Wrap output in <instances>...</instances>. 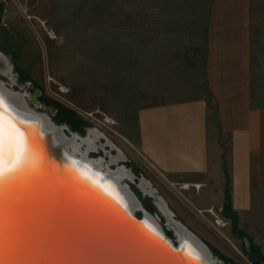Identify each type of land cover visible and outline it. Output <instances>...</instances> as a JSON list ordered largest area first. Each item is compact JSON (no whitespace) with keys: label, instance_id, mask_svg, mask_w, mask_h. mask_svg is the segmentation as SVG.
Returning <instances> with one entry per match:
<instances>
[{"label":"rangeland","instance_id":"rangeland-1","mask_svg":"<svg viewBox=\"0 0 264 264\" xmlns=\"http://www.w3.org/2000/svg\"><path fill=\"white\" fill-rule=\"evenodd\" d=\"M218 1L0 0V53L6 55L14 69L13 76L0 74L1 82L23 94L32 108L48 115L60 127L70 124L73 133L81 138L95 130L100 146H113L123 159L126 156L127 161L120 167L133 168L137 179L132 184L127 180L125 183L144 210L161 218L171 237L174 231L164 225L166 221L154 196L146 195L139 184L141 180L149 182L155 195L168 201L174 214L179 190L186 189L168 182L139 154L138 115L142 108L166 101L201 94L212 99L206 77L209 50L204 47L203 34L197 33L192 23L205 32L209 21L206 13ZM248 9L251 83L258 100L264 99V0H249ZM162 10L173 16H161ZM147 26H153L152 39H146ZM162 26L168 28V35L161 33ZM47 29L54 30L55 38L49 37ZM41 90L48 106L59 108L55 118L45 104L39 106L33 101V94ZM66 110H72L78 121L70 122ZM212 119L210 126L217 136L215 116ZM104 148L105 152L109 150ZM90 156L97 158L103 153L92 152ZM208 209L222 214L227 225L218 230ZM208 209L194 211L206 220L212 233L203 241L213 257L225 264H250L252 258L232 233L229 219L233 216L213 207ZM237 226L262 249L264 264V189L254 190L252 207L238 218Z\"/></svg>","mask_w":264,"mask_h":264},{"label":"crops","instance_id":"crops-1","mask_svg":"<svg viewBox=\"0 0 264 264\" xmlns=\"http://www.w3.org/2000/svg\"><path fill=\"white\" fill-rule=\"evenodd\" d=\"M248 1L216 2L206 13L205 32L192 23L209 50L212 99L201 94L166 101L138 115L137 149L149 167L174 185L201 184L179 190L174 206L180 222L202 240L212 233L194 210L221 211L229 201L240 220L252 207L254 190L264 189V99L254 97L251 83ZM147 27L146 39H152L153 26ZM160 31L168 35L169 30L162 26ZM214 116L217 136L210 126ZM229 220L233 228L234 219Z\"/></svg>","mask_w":264,"mask_h":264},{"label":"water","instance_id":"water-1","mask_svg":"<svg viewBox=\"0 0 264 264\" xmlns=\"http://www.w3.org/2000/svg\"><path fill=\"white\" fill-rule=\"evenodd\" d=\"M9 90L0 83V95L10 96ZM22 104L25 108L22 117L37 125L35 129L32 128L35 144L53 168H67L65 166L69 163L68 158L77 161L80 166L85 165L80 152L71 156L61 141L53 145L52 136L43 134L41 125L44 113L32 108L26 100ZM10 105L13 106V103ZM53 123L57 128L60 127ZM60 128L65 135L62 137L69 138L63 128ZM104 170L107 172V169H103V172ZM116 188L120 189V193H125L119 184ZM70 189L67 180L58 193H52L40 201L33 213L26 218L25 228L35 247L34 251L23 257L27 264H196L194 259H188L182 254L181 249L185 248L193 258L199 257L200 264H225L219 258L213 257L209 246L175 219L174 213L173 218L182 225L181 232L186 236L184 241L178 238L177 229L169 225L167 216V229L174 231L173 237L164 229L161 218L144 210L142 206L143 212L139 216L140 208L133 209L129 206L125 210L119 204L112 205L105 199L102 203L99 200L101 198L90 190L84 191L81 199ZM130 191L138 200L135 193L131 189ZM123 201L125 202V199ZM115 205L119 206V209ZM147 222L153 224L162 240L145 230L143 225ZM232 233L242 241L244 251L252 258L254 264H261L262 249L254 244L249 233L238 229V226H233ZM190 244L200 246L206 252L200 254L190 250Z\"/></svg>","mask_w":264,"mask_h":264},{"label":"snow or ice","instance_id":"snow-or-ice-1","mask_svg":"<svg viewBox=\"0 0 264 264\" xmlns=\"http://www.w3.org/2000/svg\"><path fill=\"white\" fill-rule=\"evenodd\" d=\"M32 128L0 96V264H27L23 257L35 247L25 220L40 201L58 193L68 179L127 210L114 187L99 174H92L87 165L80 166L68 158L67 168H53L38 150ZM143 226L163 239L151 225ZM181 252L200 264L199 257L193 258L186 248Z\"/></svg>","mask_w":264,"mask_h":264},{"label":"bare ground","instance_id":"bare-ground-1","mask_svg":"<svg viewBox=\"0 0 264 264\" xmlns=\"http://www.w3.org/2000/svg\"><path fill=\"white\" fill-rule=\"evenodd\" d=\"M10 65L11 64H10L9 60L2 53H0V73H2L3 75L11 74V70H10L11 66ZM0 83L3 84L1 81H0ZM9 93L11 95L8 97H6L4 94L0 95V96H3L5 98V102L7 104L10 105V103H13V106L16 109V111L19 112L20 115L22 116V114L24 113V110H25V108L23 107V104H22V102H25V100H26L25 96L23 94H20L19 92L12 90V89L9 90ZM13 106L10 105V107L12 109H14ZM25 106L28 108L27 105H25ZM43 117H44V120L42 121V125H41V126H43V134H50L52 136L51 142L53 145H55L56 143H59L61 141L65 145L67 152L71 156H75L76 152H80L81 153V159H83V161H85V165H87L89 167L90 172L94 173V175L99 174L102 181L106 180L109 184H111L114 187V189L123 197V199H125V204L127 205V207L130 206L133 209L141 208L139 201L136 198H134L133 194L130 191V187L127 186V184L125 183V181L128 178L133 180V176L130 173H128V171L126 170L125 167L119 166V167H117V169L112 170L109 168V166H106L107 172H105V170L103 172V169L105 167L103 160L90 158L88 156L89 151L92 150L93 148H95V146H96V142H97L96 141V139H97L96 132H94L93 130H90L88 136L81 138L80 141L76 139L72 142V141H70L69 138L64 139V137H62V135L63 136H65V135L63 134L61 128L60 127L57 128L54 125L52 119L48 115L44 114ZM26 122H28V121H26ZM28 123L33 125V129H35L37 127L35 122L29 121ZM33 129H32V131H33ZM83 145L86 146L85 150L82 149ZM123 158L124 157L122 156V154L119 153L118 156H116L115 158H112V163H117L118 160L123 159ZM67 165L65 167H67ZM68 181H69L70 188H71L70 190L72 192L76 193L77 195L76 194L75 195L78 196L79 198H81V196H83L84 191H86V190L89 191L87 188L75 185L70 179H68ZM148 183L146 182V180L145 181L141 180V183L139 184V186L142 188V190L144 192L155 195V191L150 187V185ZM117 184H119L121 187H123L124 192L126 194L120 193V189L116 188ZM124 184H126V185H124ZM154 197H156V203L159 205L161 210L167 216L169 224L174 226L177 229L176 233H177L178 238L181 241H184V238L186 236L183 234V232H181L182 225H180L179 222L173 218V213L168 209L166 203L158 195H155ZM99 200L102 203L104 201L102 198ZM107 201H106V203H107ZM108 203H109V201H108ZM110 203L112 205L115 204L114 202H110ZM116 207H118V209H119V206H116ZM147 224L151 225L154 228L153 224H150V222H147ZM186 240L189 242L188 239H186ZM188 245H189V243H188ZM189 248H190V250L191 249L195 250V251L199 252L200 254H202V252H206L202 247L194 246V244H190Z\"/></svg>","mask_w":264,"mask_h":264},{"label":"flooded vegetation","instance_id":"flooded-vegetation-1","mask_svg":"<svg viewBox=\"0 0 264 264\" xmlns=\"http://www.w3.org/2000/svg\"><path fill=\"white\" fill-rule=\"evenodd\" d=\"M5 56V55H4ZM6 57V56H5ZM7 58V57H6ZM9 60V59H8ZM9 62H10V60H9ZM11 63V62H10ZM11 66H12V71H11V74L10 75H12L13 76V65H12V63H11ZM0 74H2V73H0ZM3 75V74H2ZM6 77H8V75H5ZM34 96H33V101H35L36 103H40L41 104V106H43V104H45V107L47 108V110H49V112L51 113V116L52 117H56L57 116V114H59L60 113V110H59V108H55V107H49L48 106V104H47V102H45L44 101V97H45V95H44V92L41 90V93H38V92H36V93H34L33 94ZM45 108V109H46ZM65 113H67L66 111H65ZM52 119V118H51ZM53 121V120H52ZM55 121V120H54ZM77 129H80V127H77ZM82 129V128H81ZM63 130L65 131H67L68 133H69V135H71L72 137H70L69 139H70V141H74V140H79L80 141V139H81V137H79L78 135H76L75 133H73V131H72V126L70 125V124H68V125H66V126H64L63 127ZM93 131H95V130H93ZM99 143H101L100 142V139H97V142H96V146H95V148H93L92 150H90L89 151V153H88V156L90 157V158H94V159H102L103 160V163L105 164L104 166V169H106V166H109V168L110 169H112V170H114V169H117V167H119L120 166V163L121 162H126L127 161V158H126V156H125V159H120V160H118V162L117 163H112V158L113 157H116V156H118V153H117V151H116V148L115 147H113V146H109V145H105L106 147H109V150L107 151V152H105V146H100L99 145ZM84 147V146H83ZM99 151H102V153H103V156H101V157H93V156H90L91 155V153L92 152H99ZM115 153V154H114ZM108 164V165H107ZM126 170L128 171V173H130L132 176H133V180H131V179H127V181L130 183V184H132V183H134V181L137 179V176L135 175V173L133 172V168H126ZM128 186L130 187V185L128 184ZM139 188H141L140 186H139ZM130 189H131V187H130ZM142 189V188H141ZM132 190V189H131ZM144 192V191H143ZM146 195H150V196H152V195H154V194H149V193H146ZM155 196V195H154ZM160 197V196H159ZM161 198V197H160ZM154 201L156 202V197H154ZM140 202V201H139ZM140 204H141V206L143 207V205H142V203L140 202ZM156 205H157V203H156ZM166 205H167V207H168V209L171 211V209L169 208V206H168V204L166 203ZM142 209L140 208L139 209V211H141ZM161 210V209H160ZM161 212H162V215H163V217H164V219H165V221L167 220L166 219V215L164 214V212L161 210ZM172 212V211H171ZM173 213V212H172ZM174 216H175V218H178V216L176 215V214H174ZM165 226H166V228H167V224H164ZM170 225V224H169ZM262 260V253H261V258H260V261ZM253 261V260H252ZM254 263V262H253Z\"/></svg>","mask_w":264,"mask_h":264},{"label":"built area","instance_id":"built-area-1","mask_svg":"<svg viewBox=\"0 0 264 264\" xmlns=\"http://www.w3.org/2000/svg\"><path fill=\"white\" fill-rule=\"evenodd\" d=\"M26 16L28 19L32 20V16L28 15L26 12ZM42 24L45 27V22H42ZM48 35L50 38H55V33L53 29H47ZM178 186L179 189H191V188H195V189H199L201 184L199 183H177L175 184ZM205 211V210H204ZM207 211H209L210 213H212L214 220H213V224L215 225V227L218 230H221L222 228H224L227 225L226 220L224 219L222 214H218L216 212L213 211V209H208ZM200 212H203L200 210ZM250 264H254L252 261L249 262Z\"/></svg>","mask_w":264,"mask_h":264},{"label":"trees","instance_id":"trees-1","mask_svg":"<svg viewBox=\"0 0 264 264\" xmlns=\"http://www.w3.org/2000/svg\"><path fill=\"white\" fill-rule=\"evenodd\" d=\"M66 112L67 113H65V116L69 119L70 122H77L78 121L79 117L74 112H72V110H66ZM223 211L225 212V214L233 216V219H234L233 225L237 226L238 225V216L232 210V207H231L229 201L226 204V206L223 209Z\"/></svg>","mask_w":264,"mask_h":264}]
</instances>
